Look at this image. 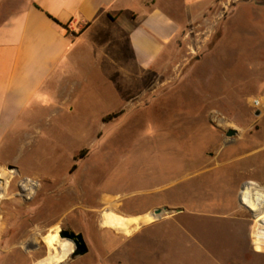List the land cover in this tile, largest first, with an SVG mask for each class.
Wrapping results in <instances>:
<instances>
[{"label": "rangeland", "instance_id": "rangeland-1", "mask_svg": "<svg viewBox=\"0 0 264 264\" xmlns=\"http://www.w3.org/2000/svg\"><path fill=\"white\" fill-rule=\"evenodd\" d=\"M177 43L133 76L119 57H75L49 84L37 124L1 153L0 264L62 252L61 229L90 252L99 225L128 235L151 218L130 264H264V0H214Z\"/></svg>", "mask_w": 264, "mask_h": 264}, {"label": "crops", "instance_id": "crops-1", "mask_svg": "<svg viewBox=\"0 0 264 264\" xmlns=\"http://www.w3.org/2000/svg\"><path fill=\"white\" fill-rule=\"evenodd\" d=\"M213 2L0 0V167L6 164L1 153L8 142L22 139L24 127L37 124L49 84L71 77L75 57H119L127 77L133 76V65L149 70L177 46L190 25L204 18ZM156 222L151 218L137 230L131 227L134 232L128 235L99 225L97 246L74 264H94L92 257L99 258L97 264H130V248L154 241L141 231Z\"/></svg>", "mask_w": 264, "mask_h": 264}, {"label": "bare ground", "instance_id": "bare-ground-1", "mask_svg": "<svg viewBox=\"0 0 264 264\" xmlns=\"http://www.w3.org/2000/svg\"><path fill=\"white\" fill-rule=\"evenodd\" d=\"M25 181L22 182V185L20 187H21L22 192L25 194V196H29L30 197V196H32L34 194V190H35L34 189V186H37V185L34 183V181H31V183L28 182L29 184L25 183ZM24 185H25V187L23 189V186ZM4 193H5V188L2 189V192H0V194L3 195ZM254 205L255 206L252 208V211L255 212L256 218L258 220V219H260V217H263V214H262L263 207H261L262 206L261 204H256L255 203ZM117 217H119V215H117ZM129 218H131V217H124V218H121L120 217L119 220L125 221V220H128ZM104 227H109L110 228L109 225H104ZM113 229H115V230L123 233V231H126L127 229H129V227L122 226L121 228L115 227ZM61 242H65L66 243V246L62 249V252L61 251L60 252L59 251L58 252L56 251L54 253V252H52L51 249L50 250L48 249L49 250V256L50 257L47 260H42V261H40V262H38L36 264H59V263L63 262L70 255V253H71V251L73 249V247H72L73 245L69 244L65 240H62ZM56 243H59V240H57ZM54 250H55V248L53 249V251Z\"/></svg>", "mask_w": 264, "mask_h": 264}, {"label": "water", "instance_id": "water-1", "mask_svg": "<svg viewBox=\"0 0 264 264\" xmlns=\"http://www.w3.org/2000/svg\"><path fill=\"white\" fill-rule=\"evenodd\" d=\"M260 114L259 111L255 112V116H258ZM236 134V131L234 129H229L226 131V137H232ZM164 212L168 213L169 211L167 209H157L154 212V216L162 215ZM181 211L178 210L177 213H180ZM59 237L62 240H65L68 243H71L73 245V249L69 255V259L74 260L77 257L84 256L88 253V247L84 240V237L81 233H75L72 230L67 229H61L59 231Z\"/></svg>", "mask_w": 264, "mask_h": 264}, {"label": "trees", "instance_id": "trees-1", "mask_svg": "<svg viewBox=\"0 0 264 264\" xmlns=\"http://www.w3.org/2000/svg\"><path fill=\"white\" fill-rule=\"evenodd\" d=\"M56 23L59 24L60 26H62L66 31L68 30L66 26L61 25V24L58 23L57 21H56ZM117 116H118V113H117V114H112V113H111V114L108 115L107 117L103 118V122H106V120H110L111 118H115V117H117Z\"/></svg>", "mask_w": 264, "mask_h": 264}, {"label": "built area", "instance_id": "built-area-1", "mask_svg": "<svg viewBox=\"0 0 264 264\" xmlns=\"http://www.w3.org/2000/svg\"><path fill=\"white\" fill-rule=\"evenodd\" d=\"M253 104L255 106L259 107V106H262L263 103H262L261 99L256 98V99L253 100Z\"/></svg>", "mask_w": 264, "mask_h": 264}, {"label": "flooded vegetation", "instance_id": "flooded-vegetation-1", "mask_svg": "<svg viewBox=\"0 0 264 264\" xmlns=\"http://www.w3.org/2000/svg\"><path fill=\"white\" fill-rule=\"evenodd\" d=\"M123 226L129 227V226H128V225H126V224H124ZM129 230H130V227H129V229H127L126 231H123V233H128V232H129Z\"/></svg>", "mask_w": 264, "mask_h": 264}]
</instances>
